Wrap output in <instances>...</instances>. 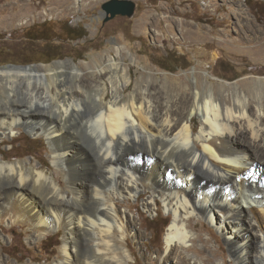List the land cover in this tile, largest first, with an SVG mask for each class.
<instances>
[{
	"label": "bare ground",
	"instance_id": "6f19581e",
	"mask_svg": "<svg viewBox=\"0 0 264 264\" xmlns=\"http://www.w3.org/2000/svg\"><path fill=\"white\" fill-rule=\"evenodd\" d=\"M115 54L80 64L91 78L76 82L78 92L71 79L81 69L68 60L0 68V140L18 128L44 137L72 195L41 167L2 157L0 224L21 222L44 235L63 229L54 264H89L83 246L90 241L94 248L113 238L137 243L135 222L119 203L148 193L143 208L152 213L159 202L172 218L167 256L194 240L187 223L198 217L223 234L235 264H264L263 86L244 80L217 92L165 91L164 82H135L123 103L132 76L122 48ZM254 239L257 256L249 250Z\"/></svg>",
	"mask_w": 264,
	"mask_h": 264
},
{
	"label": "rangeland",
	"instance_id": "374dc122",
	"mask_svg": "<svg viewBox=\"0 0 264 264\" xmlns=\"http://www.w3.org/2000/svg\"><path fill=\"white\" fill-rule=\"evenodd\" d=\"M105 1L0 0V68L68 60L81 69L79 77L71 79L77 91L76 82L91 78L90 70L80 64L96 56L117 57L119 46L132 76V83L121 92L123 103L134 91L135 82H164L165 91L187 85L217 92L227 83L241 87L244 80H252L264 89V31H258L264 30V0H132L137 5L132 18L116 16L103 23L99 11ZM40 30L42 33L34 35ZM72 30L83 35L68 37L66 32ZM86 92L91 100L93 92ZM18 129L12 137L0 140V159L41 167L72 197L65 177L50 163L47 140ZM148 196L142 193L119 203L135 222L137 243L113 238L109 247L100 244L94 248L95 242L88 238V246H83L87 263L116 264L122 259L127 264H175L183 257L187 258L184 264H235L223 234L198 217L187 223L194 240L184 247L173 245L167 256L165 238L172 218L159 202L152 213L147 212L143 203ZM63 237V229L44 235L40 228L7 220L0 224V264H54ZM259 245L256 239L250 242L252 256H257ZM119 247L127 249L131 259L125 260Z\"/></svg>",
	"mask_w": 264,
	"mask_h": 264
},
{
	"label": "water",
	"instance_id": "95a60500",
	"mask_svg": "<svg viewBox=\"0 0 264 264\" xmlns=\"http://www.w3.org/2000/svg\"><path fill=\"white\" fill-rule=\"evenodd\" d=\"M136 3L132 0H107L101 4V16L103 17V23L115 18L116 16H122L132 18L136 11ZM55 63V62H54ZM34 66V65H32ZM27 68L26 66L8 65L7 68Z\"/></svg>",
	"mask_w": 264,
	"mask_h": 264
},
{
	"label": "flooded vegetation",
	"instance_id": "af4514ba",
	"mask_svg": "<svg viewBox=\"0 0 264 264\" xmlns=\"http://www.w3.org/2000/svg\"><path fill=\"white\" fill-rule=\"evenodd\" d=\"M99 12H101V11H99ZM40 33H42V31L40 30V31H38V32H36L34 35H38V34H40ZM66 35L68 36V37H75V39L76 38H79L80 36H82L83 34H82V32L80 31V30H72V31H67L66 32ZM33 36V35H32ZM42 36V35H41ZM42 38H44L43 36H42ZM48 55H50V54H47V56Z\"/></svg>",
	"mask_w": 264,
	"mask_h": 264
}]
</instances>
